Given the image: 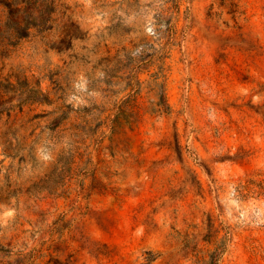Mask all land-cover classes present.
<instances>
[{
	"label": "rangeland",
	"instance_id": "374dc122",
	"mask_svg": "<svg viewBox=\"0 0 264 264\" xmlns=\"http://www.w3.org/2000/svg\"><path fill=\"white\" fill-rule=\"evenodd\" d=\"M14 1L0 264H264V0Z\"/></svg>",
	"mask_w": 264,
	"mask_h": 264
},
{
	"label": "trees",
	"instance_id": "16d2710c",
	"mask_svg": "<svg viewBox=\"0 0 264 264\" xmlns=\"http://www.w3.org/2000/svg\"><path fill=\"white\" fill-rule=\"evenodd\" d=\"M4 5L10 12L8 25L14 33L19 34L20 38H24L27 36V30L29 28L28 22H34L36 26L42 27H44L46 24V19H44L41 12L39 11L30 9L29 13L24 16V14H26V11H23L21 8H19L18 3H16L14 0H10L9 3H4ZM47 29H49V27H47Z\"/></svg>",
	"mask_w": 264,
	"mask_h": 264
}]
</instances>
